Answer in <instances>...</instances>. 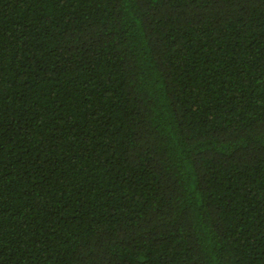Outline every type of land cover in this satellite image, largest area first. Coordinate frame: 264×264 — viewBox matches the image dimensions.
Masks as SVG:
<instances>
[{
    "label": "trees",
    "instance_id": "obj_1",
    "mask_svg": "<svg viewBox=\"0 0 264 264\" xmlns=\"http://www.w3.org/2000/svg\"><path fill=\"white\" fill-rule=\"evenodd\" d=\"M0 264H264V0H0Z\"/></svg>",
    "mask_w": 264,
    "mask_h": 264
}]
</instances>
